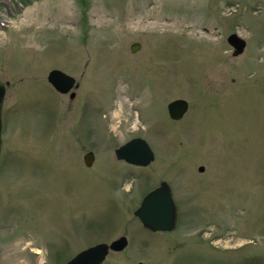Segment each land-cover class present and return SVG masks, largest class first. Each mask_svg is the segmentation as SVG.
Listing matches in <instances>:
<instances>
[{"label": "rangeland", "instance_id": "obj_1", "mask_svg": "<svg viewBox=\"0 0 264 264\" xmlns=\"http://www.w3.org/2000/svg\"><path fill=\"white\" fill-rule=\"evenodd\" d=\"M8 1L0 264H63L118 236L102 264H264V0ZM52 68L77 86L55 91ZM175 98L187 110L171 120ZM132 137L146 166L114 156ZM162 180L176 224L152 232L132 212Z\"/></svg>", "mask_w": 264, "mask_h": 264}, {"label": "water", "instance_id": "obj_2", "mask_svg": "<svg viewBox=\"0 0 264 264\" xmlns=\"http://www.w3.org/2000/svg\"><path fill=\"white\" fill-rule=\"evenodd\" d=\"M227 44L232 48L231 55L240 54L245 46V41L236 33H230L226 37ZM138 42H133L129 50L133 52L139 48ZM46 81L58 93H67L71 88L77 86L74 78L56 68L50 69L46 74ZM8 82L0 81V134H1V108L5 88ZM73 92L68 94L73 97ZM187 110V101L183 98H175L166 103V112L171 120H178ZM1 146V138H0ZM114 156L117 160L136 166H146L152 159L153 153L147 142L140 137H132L114 149ZM93 154L87 151L82 155V162L89 166ZM201 166L198 170H202ZM133 215L139 219L141 225L149 231H171L176 224L177 210L171 196V191L165 181H160L156 186L145 192L140 199V204L133 210ZM126 244V238L119 236L109 243H96L86 247L68 259L64 264H100L108 249L120 250Z\"/></svg>", "mask_w": 264, "mask_h": 264}, {"label": "flooded vegetation", "instance_id": "obj_3", "mask_svg": "<svg viewBox=\"0 0 264 264\" xmlns=\"http://www.w3.org/2000/svg\"><path fill=\"white\" fill-rule=\"evenodd\" d=\"M25 1H26V0H12V1H8L7 3L4 2V5H3V6H4L3 11H4V10L13 9L14 7H23V6H24L23 4H24ZM6 12H7V11H5V13H6ZM124 142H126V141H124ZM124 142H123V143H124ZM123 143H122V144H123ZM120 145H121V144H120ZM118 146H119V145H118ZM118 146H117V147H118ZM114 149H115V148H114ZM92 154H93V153H92ZM89 166H90V165H89ZM140 167H142V166H140ZM143 195H144V194H143ZM139 204H140V200H139V202H138V205H139ZM138 205H137V206H138ZM138 221H139V219H138ZM139 222H140V221H139ZM140 224H141V223H140ZM143 228H144V227H143ZM118 237H119V236H118ZM112 240H113V239H112ZM112 240H110V241H112ZM110 241H109V242H110ZM109 242H104V243H109ZM98 243H100V242H98ZM126 243H127V240H126ZM94 244H96V243H94ZM94 244H92V245H94ZM89 246H91V245H89ZM89 246H87V247H89ZM125 246H126V244H125ZM125 246H124V247H125ZM124 247H123L122 249H124ZM85 248H86V247H85ZM83 249H84V248H83ZM122 249H120V250H116V251H114V250H109V249H108V251H107V253H106L104 259L101 261L100 264H102V263L105 261V258L107 257V255H108L109 252H119V251H121ZM80 250H82V249H80ZM80 250H79V251H80ZM79 251H77L76 253H78ZM76 253H75V254H76ZM75 254H74V255H75ZM74 255H73V256H74ZM73 256H71V257H73ZM71 257H70V258H71ZM70 258H68V259H70ZM63 264H64V263H63Z\"/></svg>", "mask_w": 264, "mask_h": 264}]
</instances>
